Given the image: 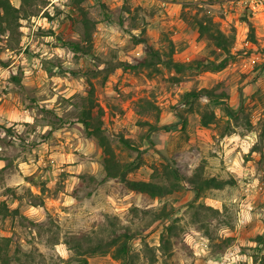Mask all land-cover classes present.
Masks as SVG:
<instances>
[{
	"label": "rangeland",
	"instance_id": "1",
	"mask_svg": "<svg viewBox=\"0 0 264 264\" xmlns=\"http://www.w3.org/2000/svg\"><path fill=\"white\" fill-rule=\"evenodd\" d=\"M8 1L16 16L0 34L6 264H264V1L255 11L248 0ZM202 21L234 37L229 54L198 36ZM142 38L158 55L147 64ZM169 57L181 70L164 64ZM83 109L116 159L134 165L124 179L106 176ZM206 110L215 113L207 127ZM196 177L224 184L196 190L185 181ZM127 181L166 192L152 197ZM124 229L134 235L126 257L92 246Z\"/></svg>",
	"mask_w": 264,
	"mask_h": 264
},
{
	"label": "trees",
	"instance_id": "2",
	"mask_svg": "<svg viewBox=\"0 0 264 264\" xmlns=\"http://www.w3.org/2000/svg\"><path fill=\"white\" fill-rule=\"evenodd\" d=\"M83 0H75L77 4L81 3ZM15 8L9 3L8 0H0V34L4 33L2 29L3 23L7 24L10 19L16 14L14 13ZM252 30V27L250 25V31ZM198 36L203 39L204 41L211 44L214 48V50L223 53V54H229L230 48L233 45L234 37L232 35H227L224 32H222L219 28H217L215 25H213L210 21H202L198 24ZM141 43H143L145 50L148 53V59L142 60V62H147L149 60H154L155 58H158V55L156 51L153 49L151 44L145 39H140ZM72 48L79 49L78 44H72ZM227 58H223L220 60L218 64H214V70H219L223 68L226 64ZM202 63V62H200ZM164 64L171 69L175 70H181V68L184 66V64L179 63L177 61H174L171 57L167 61H164ZM126 65V64H124ZM13 82L16 84H19L20 80L16 77V75L12 76ZM192 94L191 98H196V93H190ZM208 97L211 99L212 97H217L212 95L209 92H206ZM221 97V96H219ZM215 100V99H214ZM215 118V113L213 110H206L203 111L200 115V124L202 126H209L210 122ZM94 119L93 113L91 109H83L81 111L80 121L84 124L85 128L90 127V134L96 136L99 140V146L103 151L104 154V167L107 177L116 178L119 177L120 179H124L126 173L131 171L134 168V165L129 163H120L114 154V151L110 145V143L106 140V138L102 135L100 124H93L92 120ZM185 119L182 120V125L185 124ZM262 133H264V122L262 126ZM120 141L125 144L126 146H129V143L121 138ZM171 175H173L175 178L179 179V176L171 171ZM188 183L193 185V187L196 190H200L203 188L208 187H215V188H221L224 184L223 181L216 179L214 177L211 178H202V177H196V178H188V180L185 179ZM127 186L132 191H138V192H146L152 197L161 196L166 192V187L164 185L151 183L148 181H127ZM168 192V191H167ZM164 215H158V218H163ZM171 230V226L167 225L166 232H169ZM113 236L110 237L108 241H99L98 243L92 245L96 246V248L103 249H97L101 250V252H108V248L110 246H115L113 249V256L114 258H120V257H126L129 249L128 242L134 237L132 233L129 232V230L124 229L121 232L112 231ZM105 242V245H100V243ZM162 242H168V239L166 237H162ZM1 250H0V260H2L1 264H6V259L2 258ZM82 264H86V260H82Z\"/></svg>",
	"mask_w": 264,
	"mask_h": 264
},
{
	"label": "built area",
	"instance_id": "3",
	"mask_svg": "<svg viewBox=\"0 0 264 264\" xmlns=\"http://www.w3.org/2000/svg\"><path fill=\"white\" fill-rule=\"evenodd\" d=\"M264 0H248V6L251 8L253 11L257 10L258 8L262 7ZM225 257L227 259H233V252L229 251V253L225 254Z\"/></svg>",
	"mask_w": 264,
	"mask_h": 264
}]
</instances>
